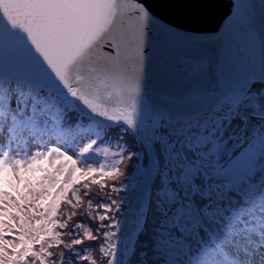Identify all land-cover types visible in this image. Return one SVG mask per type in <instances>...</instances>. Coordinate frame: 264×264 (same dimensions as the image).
I'll return each mask as SVG.
<instances>
[{
	"label": "snow or ice",
	"instance_id": "6c2138e0",
	"mask_svg": "<svg viewBox=\"0 0 264 264\" xmlns=\"http://www.w3.org/2000/svg\"><path fill=\"white\" fill-rule=\"evenodd\" d=\"M172 4L0 0V264H264V0Z\"/></svg>",
	"mask_w": 264,
	"mask_h": 264
},
{
	"label": "water",
	"instance_id": "95a60500",
	"mask_svg": "<svg viewBox=\"0 0 264 264\" xmlns=\"http://www.w3.org/2000/svg\"><path fill=\"white\" fill-rule=\"evenodd\" d=\"M233 2L234 0H173L167 14L176 23L183 24L188 35L197 36L203 44L217 40L231 14ZM255 67L258 71V52L255 56ZM148 88L154 92L165 93L168 85L156 72L150 76Z\"/></svg>",
	"mask_w": 264,
	"mask_h": 264
},
{
	"label": "trees",
	"instance_id": "16d2710c",
	"mask_svg": "<svg viewBox=\"0 0 264 264\" xmlns=\"http://www.w3.org/2000/svg\"><path fill=\"white\" fill-rule=\"evenodd\" d=\"M115 148V146H114ZM116 149V148H115ZM97 189L96 187H93V190H92V196L90 198H95V193H96ZM119 195H122V194H117L116 198H119Z\"/></svg>",
	"mask_w": 264,
	"mask_h": 264
},
{
	"label": "rangeland",
	"instance_id": "374dc122",
	"mask_svg": "<svg viewBox=\"0 0 264 264\" xmlns=\"http://www.w3.org/2000/svg\"><path fill=\"white\" fill-rule=\"evenodd\" d=\"M113 147H114V146H113ZM113 150H116V149L113 148Z\"/></svg>",
	"mask_w": 264,
	"mask_h": 264
}]
</instances>
